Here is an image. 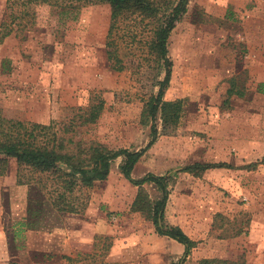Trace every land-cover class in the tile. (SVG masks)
Listing matches in <instances>:
<instances>
[{
    "label": "rangeland",
    "instance_id": "374dc122",
    "mask_svg": "<svg viewBox=\"0 0 264 264\" xmlns=\"http://www.w3.org/2000/svg\"><path fill=\"white\" fill-rule=\"evenodd\" d=\"M7 13L0 0V23ZM109 17L107 5L75 12L33 6L24 19L35 25L0 41L2 115L60 131L71 125L77 141L113 153L144 149L151 122L143 108L164 70L147 54L150 26L131 22L118 40L128 68L110 69ZM167 57L162 99L181 102L179 119L164 130L156 115V139L130 177L167 179L159 223L195 243L188 255L157 234L150 209L162 194L126 180L123 156L105 180L71 193L10 159L0 177V264H264V0H188ZM100 100L98 120L80 125L79 115ZM197 164L214 167L188 171ZM58 196L76 211L56 206Z\"/></svg>",
    "mask_w": 264,
    "mask_h": 264
},
{
    "label": "trees",
    "instance_id": "16d2710c",
    "mask_svg": "<svg viewBox=\"0 0 264 264\" xmlns=\"http://www.w3.org/2000/svg\"><path fill=\"white\" fill-rule=\"evenodd\" d=\"M188 0H5L7 17L0 23V41L12 33L18 35L30 26L35 25V19H24L33 6L47 5L61 12H75L81 8L94 5H107L110 9L109 26L105 41V55L110 69L116 72L125 71L128 66L123 58L119 57V42L121 32L129 22L134 24L145 23L150 26L151 36L147 42L148 53L153 57L157 68L164 70L163 79L157 82L158 91L151 95L144 105V115L151 122V140L147 146L137 152L120 150L111 152L106 147L96 142L84 145L77 141L76 132L67 126L55 130V123L40 125L8 119L0 111V177L8 172V163L14 159L18 168H26L33 173L50 175L53 179L61 180L65 191L71 193L74 188L89 189L94 182L105 180L110 163L117 157L123 156L120 167L122 175L132 185L141 187L144 184H154L160 190L162 197L150 209L151 218L156 225V232L160 236L168 237L184 247V256H187L192 242L179 228L166 229L159 223L163 217L165 204L168 198V181L165 177L151 173L144 175L140 180H133L130 173L135 163L156 139V128L153 123L159 113L163 129L175 126L181 111V102H165L162 97L171 77V63L167 57V40L175 28L178 20L186 13ZM20 12L17 14V9ZM132 42V38L130 43ZM263 86V85H262ZM103 108V101L92 104L79 115L80 125L94 124ZM60 165L66 169H61ZM214 166L194 165L188 171L194 172L195 168L201 171ZM18 184H22L18 181ZM58 196L56 206L61 210L73 213L76 211L69 202L67 205ZM138 197L134 201V209L141 212L144 204ZM9 264H17L10 262Z\"/></svg>",
    "mask_w": 264,
    "mask_h": 264
}]
</instances>
